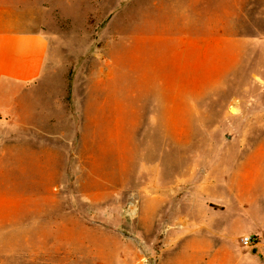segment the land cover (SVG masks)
<instances>
[{"label": "rangeland", "instance_id": "rangeland-1", "mask_svg": "<svg viewBox=\"0 0 264 264\" xmlns=\"http://www.w3.org/2000/svg\"><path fill=\"white\" fill-rule=\"evenodd\" d=\"M10 1L48 41L21 120L40 117L46 136L2 122L0 151L61 158L59 171L0 166V264H156L210 213L226 244L253 230L242 216L264 202V0Z\"/></svg>", "mask_w": 264, "mask_h": 264}, {"label": "crops", "instance_id": "crops-1", "mask_svg": "<svg viewBox=\"0 0 264 264\" xmlns=\"http://www.w3.org/2000/svg\"><path fill=\"white\" fill-rule=\"evenodd\" d=\"M12 3L0 0V114L8 119H3L0 124L5 122L31 127L33 131L29 132V138L38 140L46 136L39 123L40 117L36 124H23L21 120L27 115L24 92L33 89L46 75L48 41L38 26L25 22L21 15H9ZM26 151L28 153L17 145L5 150V153L0 151V166H5L6 171H25L31 164L39 166L35 170H60L55 166L60 165L61 155L52 149L39 147L32 152L29 149ZM21 206H24L22 201ZM246 210L248 213L244 212L242 218L256 216L252 224L254 228L242 231L234 239V244L225 243V232L223 228H218L215 215L210 213L207 225L193 227L188 232L179 230L176 239L169 245L163 244V255L156 264H264V202L258 214L253 208ZM244 234L258 238V245L252 252L239 243V237ZM25 248L23 245L21 248L6 247L8 251L22 253L28 250Z\"/></svg>", "mask_w": 264, "mask_h": 264}, {"label": "built area", "instance_id": "built-area-1", "mask_svg": "<svg viewBox=\"0 0 264 264\" xmlns=\"http://www.w3.org/2000/svg\"><path fill=\"white\" fill-rule=\"evenodd\" d=\"M258 238L252 235H245L240 238L239 243L246 248H254L258 245Z\"/></svg>", "mask_w": 264, "mask_h": 264}, {"label": "water", "instance_id": "water-1", "mask_svg": "<svg viewBox=\"0 0 264 264\" xmlns=\"http://www.w3.org/2000/svg\"><path fill=\"white\" fill-rule=\"evenodd\" d=\"M124 236L129 237L128 235H125V234H124Z\"/></svg>", "mask_w": 264, "mask_h": 264}]
</instances>
